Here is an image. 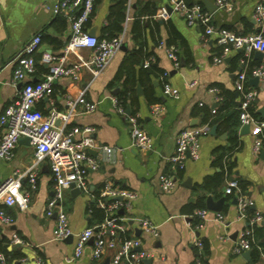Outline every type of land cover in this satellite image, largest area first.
<instances>
[{
  "label": "crops",
  "instance_id": "obj_1",
  "mask_svg": "<svg viewBox=\"0 0 264 264\" xmlns=\"http://www.w3.org/2000/svg\"><path fill=\"white\" fill-rule=\"evenodd\" d=\"M57 0H0V113L16 96L17 85L11 82L17 52L35 34L41 35V42L35 53L36 70L32 81H40L47 72L42 61L43 53L61 56L70 36L69 21L63 14L52 12ZM120 0H96L86 28L94 30L99 38L108 23L109 9ZM188 5L199 4L211 15L215 27L225 28L238 34L258 31L253 18L254 8L264 0H228L231 10L216 7L215 0H184ZM168 0H124V19L121 23L122 43L97 76L87 68H80L78 77H59L52 85L51 96L34 104V108L46 114L52 108L65 109L67 97L80 94L96 103L93 112L73 117L70 125L90 126L89 137L94 146L92 157L101 160L97 170H90L86 176L88 193L72 194L64 190L62 205L66 211L73 233L89 226L92 196L106 181L137 194L129 218H148L157 227L158 235H151L138 229L135 222H126L128 237H138L141 248L153 256L148 264H191L195 256V239L203 244L202 262L205 264H264V254L257 263L252 262L244 252L233 253V246L240 233L254 214L264 219V150L259 155L252 152L256 130L253 125L241 132L242 125L224 129L219 122L210 123L217 116H230L239 107L241 94L233 82L239 72H245V88L256 93L250 109L257 120H264V82L255 80L248 73L264 63L255 53L245 56L242 50L229 45H220L214 36H205L200 24L188 26L176 13H170L166 20L156 17ZM56 17L65 21L63 27H53ZM164 47L176 49L179 66L174 68ZM91 49L80 48L65 58L67 65L89 58ZM146 57V58H144ZM144 58V59H143ZM220 58L221 62H215ZM143 59V60H142ZM150 61L159 71L165 72L164 79L178 90L177 98L165 97L161 91V79L151 73L144 62ZM243 61V62H242ZM127 80V84L124 82ZM194 82V85L190 83ZM124 84L129 88V99L124 108L137 114L138 124L152 139L151 150H138L130 146V128L126 117L119 113L112 98L120 94ZM138 88V90H137ZM160 104L163 112L152 116V105ZM207 127L208 132L200 137L198 159L187 158L182 168L172 167L169 161L174 154L175 137L185 128ZM264 134V130H263ZM97 146L112 148L109 161L102 160ZM216 149L227 154L226 163L220 167L214 164ZM34 162V147L25 140L18 141L13 157L0 160V177L6 178L12 172L26 170ZM36 188L30 190V202L26 210L15 206L6 208L13 222H0V245L5 246L11 264H108L111 251H106L97 260L91 258L90 241L83 254L74 260L66 259L73 254L75 238L56 241L52 238L54 217L45 216L47 199L53 190V180L46 160L35 165ZM223 173V184L215 190L198 187L205 179ZM175 177V186L162 192L158 184L159 174ZM238 180L245 184L242 193L249 197L252 206L246 210V218L238 217L233 195L224 192L227 182ZM23 189H28L23 183ZM217 204L219 211L208 210L207 200ZM203 205L209 211V218L194 230L193 212ZM191 211V212H190ZM251 211V212H250ZM219 213L223 224L213 220ZM95 222L93 225L98 224ZM262 228L259 241L264 243V220L257 223ZM19 239L20 243H15ZM260 251L261 247L258 246ZM13 256V257H12ZM15 256V258H14ZM11 258V259H10ZM145 264V263H144Z\"/></svg>",
  "mask_w": 264,
  "mask_h": 264
},
{
  "label": "built area",
  "instance_id": "obj_2",
  "mask_svg": "<svg viewBox=\"0 0 264 264\" xmlns=\"http://www.w3.org/2000/svg\"><path fill=\"white\" fill-rule=\"evenodd\" d=\"M95 1L57 0L52 5V12L55 15L63 14L69 21L70 36L61 56L51 53L42 54L41 59L47 64V72L40 81L31 80L36 70L35 53L41 42L40 34L33 35L12 59L14 69L11 82L13 85L21 84V86L13 100L0 113V160H11L18 141L26 137L29 144L34 147V162L26 170H16L6 178L0 177V222L6 225L13 222L11 216L2 207L15 206L21 211L28 208L30 190L36 188L35 165L46 160L54 184L52 194L45 206V216L54 217L55 220L52 238L56 241L66 240L70 236L75 238L73 254L66 260L79 258L91 241V258L94 260L101 258L106 251H111L108 264H144L143 260L152 258L153 254L141 248V240L138 237H120L121 233L126 232L128 220L135 222L142 232L152 237L158 235L157 227L148 218H129L125 215L131 210L132 203L137 198L135 192L106 181L98 194L92 196L95 207L104 212L103 220L76 233L71 230L62 205L64 190L70 189L71 184L79 192L88 193L87 173L100 167L101 160L92 157L87 151L94 146L89 137L92 128L70 125L74 116L93 112L96 103L87 101L80 94L76 98L67 97L64 110L52 108L43 114L34 108L37 101L51 96L52 85L57 78L76 79L82 67L89 69L93 76H97L119 49L122 34L110 39H98L95 35H90L88 28L85 27V22L93 12ZM215 3L217 8L231 10L228 0H215ZM168 6L170 12L166 7H162L156 17L166 20L170 13H176L188 26L202 25L204 35L214 36L218 44L229 45L234 50H242L245 56L260 52L264 58V2H259L254 8L253 18L258 31L250 34H238L225 28L215 27L211 23V15L199 4L188 5L184 0H168ZM84 47L91 49L89 58L85 61L79 59L77 63L67 65L65 61L67 55ZM164 50L173 67L178 68L176 49L168 46L164 47ZM214 61L221 62V59L215 58ZM149 64L150 61L146 60L143 65L148 67ZM251 76L264 82V63L254 67ZM164 77L165 72L160 76L163 96L177 98L178 90ZM246 80L245 72H239L233 82L234 88L241 94L239 123L255 127L256 136L253 140L252 152L254 155H259L264 150V120H257L250 113V105L256 93L245 88ZM190 85H194V82ZM112 102L118 112L127 119L131 136L130 146L138 150H151L152 139L140 128L137 114H125L124 108L115 97L112 98ZM163 109L160 104H155L151 106L150 112L152 116L158 117ZM207 132V127L185 128L179 131L175 137L174 154L169 158L172 167L182 168L187 158L198 159L200 137ZM97 148L102 152V160L109 161L112 148L110 146H97ZM24 182L27 183L28 189H23ZM158 184L162 192L168 193L175 186V177L170 174H159ZM224 192L234 196L238 217L245 219L246 210L252 206V201L240 191L237 180L228 181ZM192 216L198 219V223L192 224V228L197 230L202 222L209 218V211L205 208L196 209ZM213 220L223 224V218L219 213L213 217ZM263 220V217L257 213L249 218V226L245 227L234 243L232 250L234 254L250 250L253 240L250 227ZM14 242L20 243L19 239H14ZM194 247L196 252L191 264H202V241L195 239ZM0 264H11L1 251Z\"/></svg>",
  "mask_w": 264,
  "mask_h": 264
},
{
  "label": "trees",
  "instance_id": "obj_3",
  "mask_svg": "<svg viewBox=\"0 0 264 264\" xmlns=\"http://www.w3.org/2000/svg\"><path fill=\"white\" fill-rule=\"evenodd\" d=\"M57 16H61V15H57ZM61 17L55 18V20L53 21V24H52L53 27H56L57 25H59L61 27L64 26L65 20ZM123 19H124V0H120L114 8L111 7L109 9L108 23L103 27L101 36L98 39H110L113 36H116L122 29L121 23H122ZM89 20H90V17L85 22V27L88 25ZM144 58H146V57H144ZM148 69L150 70L151 73H154L158 77H160L163 73V72L159 71L156 67H154L152 64H149ZM250 73L251 72L248 73V76L250 75ZM124 83L127 84V80ZM125 84H124V88L120 92V94L116 95V99L118 100L119 104L122 107H125V105L127 103V99H129V94H128L129 88H127V86ZM131 113L134 114V112H131ZM250 113L252 114L253 117L256 118V115L252 109H250ZM213 122H219V126H221L222 128L231 129V131H233L232 129L234 127L238 126V124H239V107L237 106V110L234 111L233 113H231V115L228 117L227 116H217V117L213 118L210 123H213ZM263 136H264V134H263ZM214 153H215L214 164H217L220 167H222L223 164H225L227 166V169H230V165H228L226 163V159H227L226 158V156H227L226 152L224 150L221 151L220 149H216L214 151ZM223 182H224L223 173L220 172L210 179H205L203 181V183L200 185V187H198V188H200L202 190H206V191L215 190V189H218L223 184ZM237 183H238V188L241 191H243L245 188V184L241 181H238V180H237ZM96 194H98V192L95 193L94 195H96ZM2 208L6 212V207H2ZM198 209H204V206L200 205V206H198ZM89 210L91 212V218H90L89 226L93 225L95 222H101L103 220L104 212H103V210L96 208L95 204L92 203L90 205ZM195 221L196 220L194 219V221L192 223L193 225L196 223ZM250 228H251L252 234H253V240L251 241V248H250L252 250L251 260H252V262L257 263L260 260L261 255L264 254V243L259 241L260 235L262 233V228L259 227L258 224L252 225ZM120 237L126 238V237H128V233L127 232L121 233ZM258 246L261 247L260 251L257 250ZM0 251L2 253H4V255L6 256L7 259L9 258V253L6 251L5 246L0 245ZM14 258H15V256H14ZM202 264H205V263L202 262Z\"/></svg>",
  "mask_w": 264,
  "mask_h": 264
},
{
  "label": "water",
  "instance_id": "obj_4",
  "mask_svg": "<svg viewBox=\"0 0 264 264\" xmlns=\"http://www.w3.org/2000/svg\"><path fill=\"white\" fill-rule=\"evenodd\" d=\"M167 9H168V12H170V7H169V6H167ZM89 34H90V35H94V30H91V31L89 32ZM254 53H255V55H256L258 58H262V57H263V54L260 53V52H254ZM254 78H255L256 81L258 80L256 77H254ZM20 86H21V84L18 85V88H20ZM137 90H138V88H137ZM126 114H129V110H127ZM248 128H249L248 125H242L241 132H245V131H247ZM20 140H25V141H27V142L29 143V140H28V138H26V137L21 138ZM20 140H19V141H20ZM87 151H88L89 154L94 155V152H93L91 149H87ZM262 153L264 154V152H262ZM70 190H71V193H72V194H76V193L78 194V193H79V190L76 189V188H74V185H73V184L70 185ZM206 208H207L208 210H213V211H216V212L219 211V208L217 207V204L212 203L209 199H208L207 202H206ZM70 238H71V236L68 237L67 239H70ZM249 252H250L249 250H246V251L244 252V255H245V256H248V255H249ZM150 259H151V258L144 259V260H143V263L148 264V263L150 262Z\"/></svg>",
  "mask_w": 264,
  "mask_h": 264
}]
</instances>
